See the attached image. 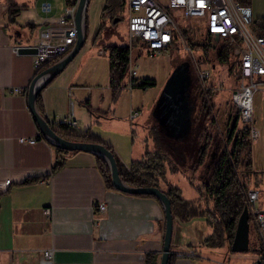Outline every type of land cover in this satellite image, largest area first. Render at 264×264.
Masks as SVG:
<instances>
[{
    "label": "crops",
    "instance_id": "crops-1",
    "mask_svg": "<svg viewBox=\"0 0 264 264\" xmlns=\"http://www.w3.org/2000/svg\"><path fill=\"white\" fill-rule=\"evenodd\" d=\"M8 1L0 4V182L10 178L7 188L0 189V264H42L45 249L53 250L50 264H159L165 219L156 197L109 186L92 151L69 150L64 165L52 172L56 146L40 134L28 106L34 53L15 46L37 40L39 30L60 13V0L55 6L50 0H32L15 22L8 19ZM44 1L50 3L49 10L42 8ZM94 40L87 36L76 55L41 88L44 112L51 121L72 106L77 125L68 128L97 135L129 166L147 150L135 145L136 117L131 119L129 113L140 106L133 95H142L150 86H123L115 92L108 56H101L103 49L92 50ZM130 51L135 60L139 50ZM153 105L152 100L150 109L140 108L139 114H147ZM148 119L157 123L153 115ZM21 136L36 140L20 141ZM29 177L38 178L25 181ZM177 180V172L168 171L159 187L166 190L169 182L181 187ZM102 201L104 209L97 206ZM45 206L50 215L43 212ZM210 231L204 217L174 216L173 264H224L211 257L213 247L202 243ZM219 247L216 257L229 255L226 243Z\"/></svg>",
    "mask_w": 264,
    "mask_h": 264
},
{
    "label": "trees",
    "instance_id": "trees-1",
    "mask_svg": "<svg viewBox=\"0 0 264 264\" xmlns=\"http://www.w3.org/2000/svg\"><path fill=\"white\" fill-rule=\"evenodd\" d=\"M238 1L251 4V0ZM123 3V0H104L102 17L108 18L110 21H114L115 17L120 18V10ZM7 4L8 19L10 22H15L16 16L24 7V4L17 3L14 0H9ZM250 26L254 32L264 35V13L254 16ZM101 29L102 25L98 29V34ZM183 30L188 44L202 47L203 55L200 58L208 59L213 64H215V60L220 64L230 62L229 71L234 75V81L236 82V63L231 59L230 49L226 44L222 43L220 48L215 50V47L208 40H201V38L207 39L208 34L205 33L206 36L202 35L200 37L195 34L193 29L184 27ZM19 32L20 30L18 29L17 35L21 36ZM107 49L111 85L115 92H119L124 86L127 77L130 47L129 44L111 43L107 45ZM212 51H214V54ZM59 57L46 60L45 65L51 64ZM194 79L196 82V94L201 96V110H203L201 114L194 116L187 136L169 137L162 134L157 137L158 124L154 121L150 125V131L155 136L154 149H147L141 158L132 159L129 166L123 164L115 156L122 179L131 185H159V181L166 177L168 171H182L189 181L195 185L198 194L193 197L183 196L181 187L178 184L169 182L165 191L171 200L173 217H178L181 220L204 217L207 224L211 226V231L206 234L202 243L211 247L221 246L226 243L229 247L235 232L238 216L246 203L245 189L249 185L248 170L251 167V140L248 134V127L243 126L245 139H236L233 146H229V150L221 149L217 146V142L221 141L225 136L223 129L218 127V125L216 127L212 123L208 125L204 121V116L210 112L209 109H211L213 103L211 98L213 90L209 88L204 92L201 89L196 78L195 69ZM151 83V81L143 80L139 85L146 87ZM230 101L231 109L233 110L234 108L235 110L231 97ZM36 105L41 114L46 117L40 91L36 97ZM211 118V121L214 122V117L212 116ZM56 130L60 135L67 138L104 142L97 135L88 132H77L63 124H59ZM40 134L43 135L41 132ZM160 141L162 144L159 146ZM105 144L111 148L110 145ZM55 146L57 152L51 167L52 172L64 165L65 153L69 151L67 148ZM214 151H216V155L213 156L212 152ZM95 155L105 181L109 186L114 187L107 160L98 153H95ZM254 174L257 180L261 179L264 175V170L254 171ZM193 177H198L197 183H194ZM37 178L29 177L25 181L36 180ZM261 248L263 249L262 246ZM176 257L177 254L170 251L167 264H173ZM262 258H264V254ZM148 262H151L150 258H148Z\"/></svg>",
    "mask_w": 264,
    "mask_h": 264
},
{
    "label": "built area",
    "instance_id": "built-area-1",
    "mask_svg": "<svg viewBox=\"0 0 264 264\" xmlns=\"http://www.w3.org/2000/svg\"><path fill=\"white\" fill-rule=\"evenodd\" d=\"M78 0H65V6L56 19L39 30L37 40L29 44L33 46V66L36 72L45 66V61L62 56L66 53L76 39L74 25V12ZM128 9V30L130 35L129 47L133 37L140 42L142 50L153 56L172 46L174 39L180 37L187 48L188 44L183 30L184 27L193 29L195 34L202 36L208 34L207 40L216 46L215 35L222 39L230 49V56L236 63L237 80L231 90V100L238 116L248 127L249 138L252 141L259 136L260 130L256 127L253 116L254 92L264 88V35L251 29L253 19L251 4L238 0H126ZM44 10L50 9L49 2H42ZM189 19L196 22L191 23ZM206 36V35H205ZM16 50L19 46H15ZM103 51V50H101ZM130 51L127 79L124 86H135L137 68L133 64ZM198 66V65H196ZM194 66L196 78L201 89L205 92L207 82L211 77L210 68ZM35 72V73H36ZM140 108L131 109V119L137 117ZM54 128L59 124L74 128L77 120L73 114V107L60 118L50 121ZM20 141L34 142L33 136H21ZM10 178L0 182V189H5ZM260 191L248 185L245 189V205L249 217L252 218L256 232L262 240L264 249V207L258 202ZM100 209L105 208V202L97 204ZM43 212L50 215L48 206ZM53 250L45 249L42 264H50ZM264 262V261H261ZM264 264V263H261Z\"/></svg>",
    "mask_w": 264,
    "mask_h": 264
},
{
    "label": "rangeland",
    "instance_id": "rangeland-1",
    "mask_svg": "<svg viewBox=\"0 0 264 264\" xmlns=\"http://www.w3.org/2000/svg\"><path fill=\"white\" fill-rule=\"evenodd\" d=\"M53 6H55V0H50ZM124 3L120 10L121 17L116 21H110L108 18L102 17V6L104 0H89L86 8V36H92L95 38L92 43V50L99 53L100 49L104 50L101 54L104 58L108 56L107 45L111 43L116 44H129L130 35L128 30V9L127 1L123 0ZM15 2L31 5L32 0H15ZM4 0H0V4H3ZM8 3V2H7ZM65 3L62 0L59 1V10L63 11ZM251 7L253 15H261L264 13V0H251ZM55 9V7H54ZM22 19V18H21ZM191 23L196 22L189 19ZM102 29L98 34V29ZM133 43L131 47L134 51L139 50L137 57L133 61L134 65H137L138 72L136 74V87H139V83L143 80L151 81L150 88L144 89L142 95L134 94V101L139 103L140 108H149V103L154 101L153 108L149 110L147 114L138 115L135 120L133 127V137L135 145H143L145 149H151L155 140L154 134L150 131V125L152 121L148 118L155 116L158 124V136L162 134L169 137H185L189 133V129L192 126L194 116L202 113V99L201 96L196 94V82L194 79L193 67H201L203 69L210 68L212 70L211 77L207 82L206 90L212 88V105L210 112L204 116L206 124H214L216 127H223L224 114L231 109V90L235 84L234 75L229 71L228 63H218L215 60V64L208 59L200 58L203 55L202 47L191 46L187 48L183 40L178 37L174 39L172 46L168 49H164L160 53L154 56H150L145 53L144 49L141 50L139 41L133 37ZM206 40L207 39H202ZM217 43L215 50L220 48L222 45V39H215ZM74 43V42H73ZM73 45V44H72ZM71 45V46H72ZM71 48V47H70ZM69 48V49H70ZM230 49V48H229ZM231 52V49H230ZM34 53V52H33ZM214 54V51H212ZM65 54V53H64ZM212 56V55H211ZM210 56V57H211ZM198 59V61H197ZM232 59V58H231ZM233 60V59H232ZM180 63H186L189 66V74L184 79L185 92L188 94V103L186 107L185 116L183 119H177V102L173 98L171 101L166 100L165 91L167 83L172 74L177 70ZM35 71V69H34ZM36 72V71H35ZM34 72V75L37 73ZM33 75V76H34ZM126 81V80H125ZM142 88V87H141ZM139 89V88H138ZM205 90V91H206ZM253 116L255 125L260 130L258 137L251 141V167L248 170L249 173V185H252L259 189L260 196L258 202L264 207V175L261 179H256L254 171L259 172L261 169L264 170V88H258L254 92L253 98ZM225 110V111H224ZM151 114V115H150ZM214 117V122L211 121V117ZM131 120V119H130ZM129 122V119H128ZM244 125V122H243ZM131 131V129H130ZM159 140V139H158ZM157 140V141H158ZM141 144V145H139ZM162 142H159V146ZM213 156L216 155V151L212 152ZM179 184L181 185L182 195L186 197H192L193 192H197L195 185L189 181L186 175L182 171H177ZM194 183H197L198 177H193ZM250 231H249V247L245 250L240 251H228L229 255L216 257L219 246L213 247L214 251L211 257L219 259L224 264H261L264 262L262 255L264 254L261 248L262 240L253 224V220L249 217Z\"/></svg>",
    "mask_w": 264,
    "mask_h": 264
},
{
    "label": "water",
    "instance_id": "water-1",
    "mask_svg": "<svg viewBox=\"0 0 264 264\" xmlns=\"http://www.w3.org/2000/svg\"><path fill=\"white\" fill-rule=\"evenodd\" d=\"M88 1L89 0L77 1L76 9L74 12L76 39L71 48L51 64L45 65L32 77L27 90L28 106L43 136H45L55 145L67 148L69 150L81 149L92 151L94 153L102 155L109 164L111 181L115 188L136 194H152L158 198V200L162 204L165 219V229L159 264H167L171 251L170 248L174 219L172 214L171 200L167 192L161 189L159 185L128 184L122 179L115 153L109 146L100 141L71 139L60 135L56 128L51 125L50 120H48L41 114L36 105V97L41 88L44 87L57 73H59L67 65V63L76 55V53L85 43L87 37L85 33V21ZM117 19L119 18L115 17L114 21H116ZM215 37L216 39H218L217 35H215ZM18 50L34 52L35 48L33 46H21ZM179 67L172 74L167 83L165 91L166 100L171 101L175 93L182 89L183 81L185 79V69ZM179 108H177L176 116L177 119L181 120L185 116V111H183L182 109L181 111H178ZM249 231V213L247 206L244 205L237 219L235 232L229 245L230 250L240 251L247 249L249 247Z\"/></svg>",
    "mask_w": 264,
    "mask_h": 264
},
{
    "label": "flooded vegetation",
    "instance_id": "flooded-vegetation-1",
    "mask_svg": "<svg viewBox=\"0 0 264 264\" xmlns=\"http://www.w3.org/2000/svg\"><path fill=\"white\" fill-rule=\"evenodd\" d=\"M180 67L185 69V77L189 74V66L186 63H180ZM178 66V67H179ZM179 67V68H180ZM173 98L176 99L178 111L186 112V107L188 103V94L185 92L184 88V81L182 89L175 93ZM172 98V99H173ZM243 122L238 116L237 111H229L228 113L224 114L223 118V133L225 134L224 138L221 141L217 142V146L219 148L229 150V146H233V143L236 139L243 140L245 139L244 131H243ZM232 138V139H231Z\"/></svg>",
    "mask_w": 264,
    "mask_h": 264
}]
</instances>
